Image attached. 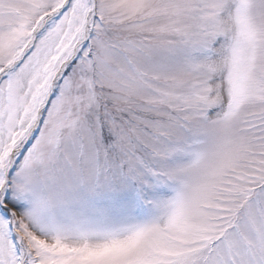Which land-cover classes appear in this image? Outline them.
<instances>
[{
    "label": "snow or ice",
    "instance_id": "1",
    "mask_svg": "<svg viewBox=\"0 0 264 264\" xmlns=\"http://www.w3.org/2000/svg\"><path fill=\"white\" fill-rule=\"evenodd\" d=\"M0 264H264V0H0Z\"/></svg>",
    "mask_w": 264,
    "mask_h": 264
}]
</instances>
